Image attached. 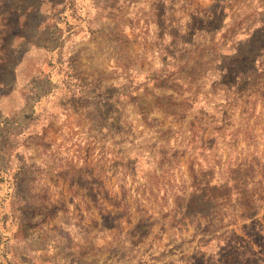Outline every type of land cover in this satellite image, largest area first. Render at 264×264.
<instances>
[{
  "label": "rangeland",
  "instance_id": "1",
  "mask_svg": "<svg viewBox=\"0 0 264 264\" xmlns=\"http://www.w3.org/2000/svg\"><path fill=\"white\" fill-rule=\"evenodd\" d=\"M232 231L263 247L264 0H0V264H217Z\"/></svg>",
  "mask_w": 264,
  "mask_h": 264
},
{
  "label": "trees",
  "instance_id": "2",
  "mask_svg": "<svg viewBox=\"0 0 264 264\" xmlns=\"http://www.w3.org/2000/svg\"><path fill=\"white\" fill-rule=\"evenodd\" d=\"M195 19V18H193ZM188 61H190V59H188ZM200 60H198L197 62L193 61L192 62V68H200ZM217 73V79L220 81L219 86L221 87H226V80H230V83H228V85L236 84L237 81L236 79L238 78V76H241V71L236 70L233 67L227 66V67H223L220 68L218 71H216ZM192 77H188V79H191ZM196 81V80H195ZM235 81V83H234ZM183 82H185L183 80ZM237 86V85H236ZM192 87V86H191ZM192 89V88H191ZM239 90V89H238ZM196 123L191 121L188 126H189V130H190V134L194 139H197V134L198 137L200 139H202V135L204 134L201 131H196ZM200 135V136H199ZM231 177V175H229ZM227 179L232 180L230 178L227 177ZM230 189L232 191H234V196L236 199V204L237 202L241 203V198L244 196L243 194H241L239 192L238 189H235L233 187H230ZM243 202L248 203V200H244L242 199ZM234 208V207H233ZM227 237V236H226ZM228 238L229 241L228 242ZM233 238H236L238 241L233 243ZM235 239V240H236ZM261 240L264 241V237H261ZM219 245H222L225 247V255H227V258L229 257V259L233 258V262L234 264H260V262L263 261L264 264V259H260V257L257 258V256H259L260 254L258 253V249L259 250H264V244L263 247H257L258 249H254L252 247V245L249 244V242L241 239V237H239L238 235H236V233L234 231L230 232V235H228L227 238L225 239H218V241L216 242V247L218 248ZM235 245H238L240 248L243 249V251H238V249L235 247ZM229 255V256H228ZM228 259V260H229ZM228 260H221V261H217V264H226L228 263Z\"/></svg>",
  "mask_w": 264,
  "mask_h": 264
}]
</instances>
